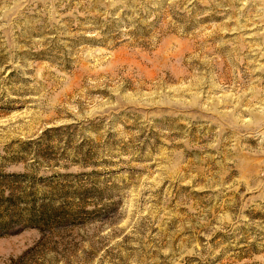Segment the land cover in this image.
Segmentation results:
<instances>
[{
  "label": "rangeland",
  "instance_id": "obj_1",
  "mask_svg": "<svg viewBox=\"0 0 264 264\" xmlns=\"http://www.w3.org/2000/svg\"><path fill=\"white\" fill-rule=\"evenodd\" d=\"M0 264H264V0H0Z\"/></svg>",
  "mask_w": 264,
  "mask_h": 264
}]
</instances>
